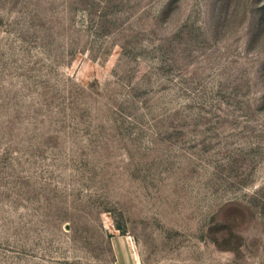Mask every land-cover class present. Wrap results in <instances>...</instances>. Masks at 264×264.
<instances>
[{
    "label": "rangeland",
    "instance_id": "1",
    "mask_svg": "<svg viewBox=\"0 0 264 264\" xmlns=\"http://www.w3.org/2000/svg\"><path fill=\"white\" fill-rule=\"evenodd\" d=\"M0 264H264V0H0Z\"/></svg>",
    "mask_w": 264,
    "mask_h": 264
},
{
    "label": "bare ground",
    "instance_id": "2",
    "mask_svg": "<svg viewBox=\"0 0 264 264\" xmlns=\"http://www.w3.org/2000/svg\"><path fill=\"white\" fill-rule=\"evenodd\" d=\"M114 245H115V248L119 251V253H120V250H119V247H118V245H117V241L116 240H114Z\"/></svg>",
    "mask_w": 264,
    "mask_h": 264
}]
</instances>
